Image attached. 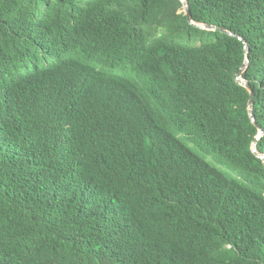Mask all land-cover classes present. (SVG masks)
I'll return each instance as SVG.
<instances>
[{
	"label": "trees",
	"instance_id": "trees-1",
	"mask_svg": "<svg viewBox=\"0 0 264 264\" xmlns=\"http://www.w3.org/2000/svg\"><path fill=\"white\" fill-rule=\"evenodd\" d=\"M0 264H264V0H0Z\"/></svg>",
	"mask_w": 264,
	"mask_h": 264
},
{
	"label": "water",
	"instance_id": "water-1",
	"mask_svg": "<svg viewBox=\"0 0 264 264\" xmlns=\"http://www.w3.org/2000/svg\"><path fill=\"white\" fill-rule=\"evenodd\" d=\"M184 7H185V11L187 13V16H188V19L189 21L192 22V19H191V11L189 9V6L187 3L184 4ZM203 29H207V30H211L213 29L212 27H209V26H203L202 27ZM247 50H248V47H247ZM248 66V60L247 62L244 64V66L242 67L240 73L238 74V82L240 84H242L243 86H245L250 92H251V100H250V111L252 112L253 110V104H254V91L251 89L250 85L242 78V74L244 73V71L246 70ZM262 134H260L259 138L261 137ZM258 140V139H257ZM256 140V141H257ZM254 151L256 152V150L254 149ZM262 157V156H261ZM263 158V157H262Z\"/></svg>",
	"mask_w": 264,
	"mask_h": 264
},
{
	"label": "rangeland",
	"instance_id": "rangeland-1",
	"mask_svg": "<svg viewBox=\"0 0 264 264\" xmlns=\"http://www.w3.org/2000/svg\"><path fill=\"white\" fill-rule=\"evenodd\" d=\"M255 147V146H254ZM256 150V149H255Z\"/></svg>",
	"mask_w": 264,
	"mask_h": 264
}]
</instances>
